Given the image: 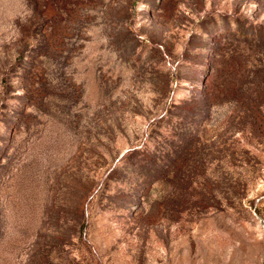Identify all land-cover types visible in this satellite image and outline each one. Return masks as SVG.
<instances>
[{
  "label": "rangeland",
  "instance_id": "obj_1",
  "mask_svg": "<svg viewBox=\"0 0 264 264\" xmlns=\"http://www.w3.org/2000/svg\"><path fill=\"white\" fill-rule=\"evenodd\" d=\"M0 264H264V0H0Z\"/></svg>",
  "mask_w": 264,
  "mask_h": 264
}]
</instances>
